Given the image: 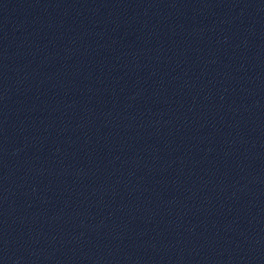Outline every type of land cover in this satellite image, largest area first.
Segmentation results:
<instances>
[{"label":"water","instance_id":"1","mask_svg":"<svg viewBox=\"0 0 264 264\" xmlns=\"http://www.w3.org/2000/svg\"><path fill=\"white\" fill-rule=\"evenodd\" d=\"M0 264H264V0H0Z\"/></svg>","mask_w":264,"mask_h":264}]
</instances>
